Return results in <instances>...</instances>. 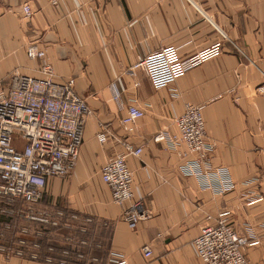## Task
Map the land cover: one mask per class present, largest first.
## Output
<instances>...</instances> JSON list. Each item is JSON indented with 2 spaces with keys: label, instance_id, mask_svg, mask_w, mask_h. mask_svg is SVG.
<instances>
[{
  "label": "crops",
  "instance_id": "1",
  "mask_svg": "<svg viewBox=\"0 0 264 264\" xmlns=\"http://www.w3.org/2000/svg\"><path fill=\"white\" fill-rule=\"evenodd\" d=\"M218 41V55L163 88H154L141 66L133 68L167 45L187 58ZM30 43L46 56L30 59ZM44 64L57 81L74 78L92 112L73 169L49 180L43 203L93 221L84 233L80 222L45 228L38 259H30L28 247L24 257L0 253V264H59L64 248L80 250L79 239L87 241L83 264H108L112 252L130 264H200L193 241L225 211L239 233L258 242L247 248L251 263H264V92L257 90L264 83V0H0V79L15 69L42 76ZM131 103L145 114L130 132L122 118ZM190 105L204 106L210 161L228 169L234 184L227 192L202 188L183 173L194 157L185 144L154 140L163 130L178 132L176 119ZM103 126L116 139L101 143ZM126 143L143 148L127 158L145 212L135 229L125 220L128 205L114 202L101 177L105 162Z\"/></svg>",
  "mask_w": 264,
  "mask_h": 264
},
{
  "label": "built area",
  "instance_id": "2",
  "mask_svg": "<svg viewBox=\"0 0 264 264\" xmlns=\"http://www.w3.org/2000/svg\"><path fill=\"white\" fill-rule=\"evenodd\" d=\"M23 9L27 17L32 15L29 3ZM221 51L222 43L218 41L182 58L176 46L167 45L146 55L133 68L141 66L153 87L159 89ZM26 52L30 59L46 56L45 50L35 43H30ZM41 71L42 76H31L15 69L0 79V213L16 216L10 221L0 222V232L20 234L15 236L18 246H14L13 241L0 243V253L6 258L24 257L30 247V259H38L45 228L75 227L76 222H80L84 233L93 221V217L81 221L78 213L58 205L53 208L43 205L49 180L67 177L73 169L92 111L85 97L76 91L74 78L57 81L49 64H44ZM131 73L138 86V79L133 71ZM257 90L264 92V83ZM203 107L188 106L176 119L178 132L163 130L155 135L154 140L171 145L185 144L194 157L182 166L183 173L196 177L202 188L224 193L233 189L234 184L228 169L214 167L210 161L212 144L207 137ZM144 114L142 108L131 103L122 124L131 132ZM97 137L101 143L111 137L116 139L107 126L102 127ZM22 141L24 145L21 147ZM142 152V147L126 143L124 151L110 156L101 169L102 180L109 186L114 202L128 205L125 220L133 229L145 212L142 202L135 198V176L127 158L140 156ZM261 198L256 197L253 201ZM18 203L25 204V210L20 205L16 206ZM19 217L26 225L18 226L22 221ZM30 235H34V239L29 240ZM74 238L71 234L67 238L70 244L74 243L73 247L76 243ZM257 243L253 237L239 233L230 220V211H225L216 223L201 227L193 248L200 264H252L246 251ZM85 245L87 241L79 239L76 247ZM49 249L56 251L51 246ZM143 253L150 257L153 254L151 246L145 245ZM60 254L59 264H83L86 257L85 252L74 248H64ZM111 255L108 264H130L122 253L112 252ZM47 260L53 259L48 257ZM91 260L96 262L98 258L92 257Z\"/></svg>",
  "mask_w": 264,
  "mask_h": 264
},
{
  "label": "rangeland",
  "instance_id": "3",
  "mask_svg": "<svg viewBox=\"0 0 264 264\" xmlns=\"http://www.w3.org/2000/svg\"><path fill=\"white\" fill-rule=\"evenodd\" d=\"M45 203H43V205H44ZM1 222H4V221H1ZM21 225H26V223H25V221H20L19 223H18V226H21ZM33 227H37L36 225H33ZM16 235H18V236H20V234L19 233H17V232H15V233H4V231L2 232V234H1V232H0V243L1 242H3V243H11L12 241H13V245L14 246H18V242L19 241H17V239H16ZM28 239L29 240H31V239H34V235H30V236H28ZM66 242V240L64 241H62L61 243L62 244H64ZM78 249H80V250H83V248L82 247H80V248H78ZM29 250H32V248H30Z\"/></svg>",
  "mask_w": 264,
  "mask_h": 264
},
{
  "label": "trees",
  "instance_id": "4",
  "mask_svg": "<svg viewBox=\"0 0 264 264\" xmlns=\"http://www.w3.org/2000/svg\"><path fill=\"white\" fill-rule=\"evenodd\" d=\"M16 206L22 207L23 210H25V208H26V205L22 204V203H18ZM15 218H16L15 215H11V214H8V213H0V222L1 221H10V220L15 219ZM20 220H22V218H20ZM48 229H50V228H48Z\"/></svg>",
  "mask_w": 264,
  "mask_h": 264
}]
</instances>
